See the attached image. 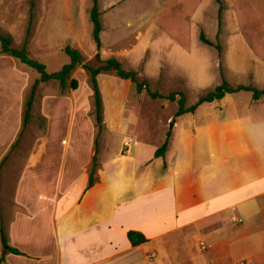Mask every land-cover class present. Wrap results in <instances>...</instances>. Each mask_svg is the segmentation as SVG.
I'll return each mask as SVG.
<instances>
[{
    "label": "rangeland",
    "instance_id": "rangeland-1",
    "mask_svg": "<svg viewBox=\"0 0 264 264\" xmlns=\"http://www.w3.org/2000/svg\"><path fill=\"white\" fill-rule=\"evenodd\" d=\"M222 4L219 16L216 0H98L101 57L117 58L126 69L137 72L138 80H146L153 91L165 95L184 92L187 106L222 80L232 85L264 88V0H222ZM91 6L92 0H0V31L11 35L13 47L21 48L32 12L27 50L30 57L46 66L47 72H57L70 62L64 51L67 46L81 53L82 63L98 66L89 15ZM201 31L220 49L201 42ZM0 64L13 76L8 78L19 83L15 93L7 98V109L12 123L19 115L22 121L25 102L39 74L1 51ZM71 77L78 81L75 90H62L51 80L38 83L28 124L24 128L21 124L19 129L14 124L8 131L7 150L0 160V194L8 192L7 203L12 202L13 179L50 126L61 127L62 119L68 120L66 127L72 128V140L80 143L79 155L86 150L91 124L96 134L89 74L78 64ZM97 81L102 100V130L98 135L101 156L123 149L127 141L131 143V137L140 143L142 150H149L170 129L173 142L170 159L176 164L202 165L209 160L211 140L213 150L222 149L216 148L214 141L224 137L221 139L229 149L237 151L243 131L237 129L238 124L255 119L250 104L256 100L251 92L227 94L219 101L199 105L194 115L177 118L176 101L151 99L145 90L138 93L134 83L120 79L112 71L100 73ZM66 110L68 116H57ZM119 126L126 127L125 134ZM56 152L53 149L50 154ZM57 158L53 157V164ZM250 221L255 222L256 218ZM258 236L253 232L246 239L244 250L235 251V255L248 258L264 248ZM252 262L242 260L238 264Z\"/></svg>",
    "mask_w": 264,
    "mask_h": 264
},
{
    "label": "crops",
    "instance_id": "crops-1",
    "mask_svg": "<svg viewBox=\"0 0 264 264\" xmlns=\"http://www.w3.org/2000/svg\"><path fill=\"white\" fill-rule=\"evenodd\" d=\"M8 76L13 77L0 64V160L7 150L8 131L22 124L20 115L12 123L7 109V98L19 85ZM263 98L250 104L255 119L238 124L244 132L237 151L220 137L214 146L222 149L213 150L211 140L207 162L182 165L169 157L170 129L145 151L131 137L132 146L103 156L100 146L97 181L91 186L94 125L87 130L86 150L79 155L80 143L72 140V128L66 127L69 121L62 119L65 125L54 128L49 123L51 129L36 142L13 179L12 202H6L8 192L0 194V223L8 244L21 252H4L0 236V264H238L242 260L264 264L257 257L264 256L263 247L248 258L235 255L244 250L253 232L259 234L260 245L264 243ZM60 115L69 114L66 110ZM119 128L126 133V127ZM167 131L171 133L167 150L156 157ZM53 149L55 155L50 154ZM55 156L58 161L53 164ZM129 231L142 233L147 242L132 246Z\"/></svg>",
    "mask_w": 264,
    "mask_h": 264
},
{
    "label": "trees",
    "instance_id": "trees-1",
    "mask_svg": "<svg viewBox=\"0 0 264 264\" xmlns=\"http://www.w3.org/2000/svg\"><path fill=\"white\" fill-rule=\"evenodd\" d=\"M219 4V16L221 11L223 10L222 0H216ZM34 2L31 1V6L33 7ZM29 24L27 29V35L25 37L24 44L21 48H16L12 46V37L9 34H4L0 31V51L2 54L9 55L17 60L20 63L26 65L27 67L35 70L39 74V78L35 79L29 97L25 102V109L23 113L22 126L23 128L28 124L30 119V112L35 96V91L38 83L46 82V81H55L60 85L62 90L67 88L71 90H75L78 88V81L76 78L71 77V73L76 67V65L81 64L82 68L89 74L90 84L92 89V97H93V113L95 116V121L97 124V135L94 140V155L92 156L91 166L89 171V186L93 185L97 181L96 169H97V151H98V135L102 130V100L98 87L97 76L102 72H114L117 77L124 80H129L135 84L136 90L138 93H141L143 90L147 92L151 99H168L170 101H176L177 109L174 113V117H178L184 113H193L197 107L203 103H212L218 100H221L226 94L238 93L242 91L251 92L254 100H258L262 95H264V88H257L253 85H232L226 80H222V82L216 85L212 90L206 92L205 94L199 96L197 101L187 106L185 105V94L182 91L171 92L167 95L161 94L158 91H153L148 87V82L146 80H138L137 72L132 69H126L122 63L115 57L102 58L100 54L101 50V37L100 33L102 30L101 20H100V12L98 7V0H92V6L89 11L90 20L92 22V37L95 42L96 53L95 59L100 62L98 66H91L83 62V58L81 53L72 47H65V53L70 57V62L62 66V68L57 72L49 73L46 70V66L39 62L38 60L30 57L27 50L28 37L32 24V12L30 14ZM199 39L201 42L209 45H214L217 49H220L218 44H214L211 42L204 34V32H200ZM178 96V98L176 97ZM170 131H167L165 140L163 143L156 149L155 156L161 157L164 156L165 151L167 150L170 138ZM1 165V164H0ZM0 236H1V244L4 252H10L14 254H21V252L11 247L5 236L4 228L0 223ZM127 238L132 246L140 245L147 242V238L138 231H129L127 233ZM3 257L0 258L2 260Z\"/></svg>",
    "mask_w": 264,
    "mask_h": 264
},
{
    "label": "built area",
    "instance_id": "built-area-1",
    "mask_svg": "<svg viewBox=\"0 0 264 264\" xmlns=\"http://www.w3.org/2000/svg\"><path fill=\"white\" fill-rule=\"evenodd\" d=\"M125 145H126V146H129V145H130V144H129V141H127Z\"/></svg>",
    "mask_w": 264,
    "mask_h": 264
},
{
    "label": "water",
    "instance_id": "water-1",
    "mask_svg": "<svg viewBox=\"0 0 264 264\" xmlns=\"http://www.w3.org/2000/svg\"><path fill=\"white\" fill-rule=\"evenodd\" d=\"M173 125V123H171V126Z\"/></svg>",
    "mask_w": 264,
    "mask_h": 264
}]
</instances>
